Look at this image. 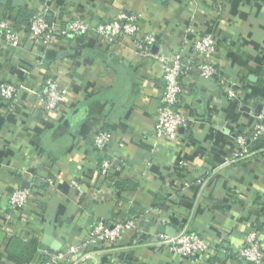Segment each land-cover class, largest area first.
<instances>
[{
  "label": "crops",
  "instance_id": "crops-1",
  "mask_svg": "<svg viewBox=\"0 0 264 264\" xmlns=\"http://www.w3.org/2000/svg\"><path fill=\"white\" fill-rule=\"evenodd\" d=\"M23 10L61 24L136 11L141 29L156 36L151 52L165 56L186 28L190 39L208 32L221 45L218 70L208 80L184 77L188 125L157 142L163 79L152 57L127 40L107 45L92 31L44 47L27 38ZM0 19L23 37L19 48L0 41V83L19 92L14 108L0 102V264H41L47 227L59 252L81 246L97 220L134 219L135 227L117 243L89 247L92 264H245L237 253L248 226L264 249V150L232 159L236 135L249 133L264 108V0H0ZM190 45L184 49L193 54ZM50 75L67 89L54 112L36 101ZM231 85L237 98L228 97ZM100 130L112 134L102 152L93 146ZM109 157L120 168L104 177L99 166ZM15 188L31 190L18 211L7 202ZM181 229L204 238L208 251L188 259L159 241Z\"/></svg>",
  "mask_w": 264,
  "mask_h": 264
},
{
  "label": "built area",
  "instance_id": "built-area-1",
  "mask_svg": "<svg viewBox=\"0 0 264 264\" xmlns=\"http://www.w3.org/2000/svg\"><path fill=\"white\" fill-rule=\"evenodd\" d=\"M139 14L136 11L121 10L110 19L91 21L81 17H74L61 24L48 18L45 12H33L27 22V38L47 47L58 38L83 36L94 32L96 37L107 45H115L127 40L135 52L143 56L152 57L162 70L163 90L154 123V138L160 139L178 137L181 128L188 125V119L180 106L183 93L182 82L190 73L197 74L204 80L211 79L217 73L215 55L220 51L219 39L213 34L202 32L189 38L191 28H186L181 40V46L176 48L170 56L152 53L151 48L156 44V36L143 31L139 25ZM0 41L12 48H19L23 37L14 25L5 19H0ZM191 44L193 54H188L184 47ZM27 73L26 70H22ZM18 88L9 83H0V102L9 103L14 108L18 102ZM67 89L59 85L58 81L47 76L36 93V101L44 111L54 112L64 102ZM238 90L231 85L228 97L237 98ZM264 137V108L257 117L252 130L247 134H238L235 139L239 150L232 155V159H240L252 153L249 143ZM112 141V134L107 130H100L93 136V146L98 152L104 151ZM264 150V149H263ZM116 157L104 158L100 162L101 176H108L110 171L120 168ZM182 164V163H181ZM185 164V163H183ZM52 184V180L48 179ZM77 187L75 181L71 182ZM31 190L29 188H15L7 196V202L12 210H22L29 204ZM135 227L134 219H123L113 223L97 220L88 230L81 246L69 245L63 252L51 254L44 252L45 260L41 264H57L59 260L70 258L72 264H92L89 247L102 243L114 244L122 240L124 234ZM160 242L170 246V249L188 259H194L197 254L208 251L209 245L204 238L186 229H181L174 236L159 234ZM238 259L245 264H263L264 249L261 246L257 231L248 226L242 247L237 253Z\"/></svg>",
  "mask_w": 264,
  "mask_h": 264
},
{
  "label": "trees",
  "instance_id": "trees-1",
  "mask_svg": "<svg viewBox=\"0 0 264 264\" xmlns=\"http://www.w3.org/2000/svg\"><path fill=\"white\" fill-rule=\"evenodd\" d=\"M32 13L33 12L29 11V10L20 11L19 14H18V18L20 20L22 19L21 22L27 23L29 17L32 15ZM261 148L264 149V137H260L257 140L253 141L252 143H249V149L252 152H256V151L260 150Z\"/></svg>",
  "mask_w": 264,
  "mask_h": 264
},
{
  "label": "water",
  "instance_id": "water-1",
  "mask_svg": "<svg viewBox=\"0 0 264 264\" xmlns=\"http://www.w3.org/2000/svg\"><path fill=\"white\" fill-rule=\"evenodd\" d=\"M54 245V241L53 238L51 236V229L50 227H47L45 230V236L43 238L42 243L39 245V248L42 250H46L47 252L51 253V254H58L59 250H56V246Z\"/></svg>",
  "mask_w": 264,
  "mask_h": 264
}]
</instances>
